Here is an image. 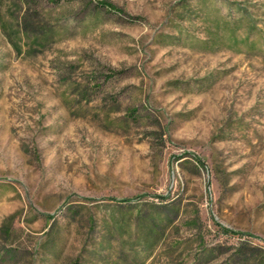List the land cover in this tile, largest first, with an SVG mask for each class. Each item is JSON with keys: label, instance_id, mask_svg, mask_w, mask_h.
<instances>
[{"label": "rangeland", "instance_id": "374dc122", "mask_svg": "<svg viewBox=\"0 0 264 264\" xmlns=\"http://www.w3.org/2000/svg\"><path fill=\"white\" fill-rule=\"evenodd\" d=\"M0 264H264V0H0Z\"/></svg>", "mask_w": 264, "mask_h": 264}, {"label": "trees", "instance_id": "16d2710c", "mask_svg": "<svg viewBox=\"0 0 264 264\" xmlns=\"http://www.w3.org/2000/svg\"><path fill=\"white\" fill-rule=\"evenodd\" d=\"M97 6L103 8V9H105V10L108 11V12H112V13H116V14H120V13H121V12H120L118 9H116L113 5H111V4L107 3V2H103V1L98 2V3H97ZM197 162H198V161H197ZM198 164H199V166H201V164H200L199 162H198Z\"/></svg>", "mask_w": 264, "mask_h": 264}]
</instances>
